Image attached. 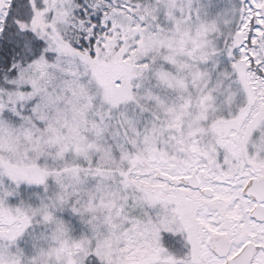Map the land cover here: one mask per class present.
I'll return each instance as SVG.
<instances>
[{
	"label": "snow or ice",
	"instance_id": "obj_1",
	"mask_svg": "<svg viewBox=\"0 0 264 264\" xmlns=\"http://www.w3.org/2000/svg\"><path fill=\"white\" fill-rule=\"evenodd\" d=\"M0 264H264V0H0Z\"/></svg>",
	"mask_w": 264,
	"mask_h": 264
}]
</instances>
